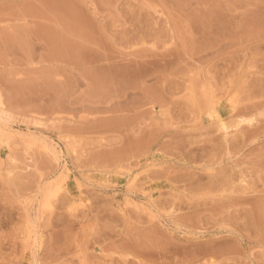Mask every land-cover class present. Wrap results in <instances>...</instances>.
<instances>
[{
  "label": "rangeland",
  "instance_id": "374dc122",
  "mask_svg": "<svg viewBox=\"0 0 264 264\" xmlns=\"http://www.w3.org/2000/svg\"><path fill=\"white\" fill-rule=\"evenodd\" d=\"M44 1L0 0V264H264V0Z\"/></svg>",
  "mask_w": 264,
  "mask_h": 264
},
{
  "label": "bare ground",
  "instance_id": "6f19581e",
  "mask_svg": "<svg viewBox=\"0 0 264 264\" xmlns=\"http://www.w3.org/2000/svg\"><path fill=\"white\" fill-rule=\"evenodd\" d=\"M31 3V2H30ZM32 3H34V1L32 2ZM36 4L35 5H32V7L30 6L29 7V10H28V14L30 13V14H32V13H34L35 14V16H38V17H42V18H45L47 21H45V22H47V25L50 27V26H52V24H54L55 26H56V24H59L60 23V18L59 17H57L56 16V14H55V9H54V6L52 5V4H50L49 2V4L48 3H46L44 0H36V2H35ZM38 7H41L42 8V10L43 11H41L40 13L39 12H37L36 13V10L38 9ZM57 7V6H56ZM58 8V7H57ZM91 8L94 10V12L96 13V6H91ZM40 9V8H39ZM24 10V9H23ZM25 11V10H24ZM38 11V10H37ZM40 11V10H39ZM26 13H27V10L25 11ZM70 12V11H69ZM57 14H58V12H56ZM64 13V12H63ZM67 13V12H66ZM72 15V14H71ZM65 18V17H64ZM66 19V18H65ZM66 20H68V19H66ZM65 22V21H64ZM52 23V24H51ZM62 23V22H61ZM71 23V22H70ZM80 23V22H79ZM51 24V25H50ZM53 25V26H54ZM61 25H63V24H61ZM67 25V24H66ZM72 25V24H71ZM70 25V26H71ZM81 25V24H80ZM85 25V24H84ZM69 26V27H70ZM88 26V25H87ZM72 27V26H71ZM79 27V26H78ZM81 27V26H80ZM54 28V27H53ZM58 28V27H57ZM65 28V27H64ZM43 29V28H42ZM54 29H56V28H54ZM84 29H87V28H84L83 27V30ZM92 29V28H91ZM41 30V29H40ZM44 30V29H43ZM48 30V29H47ZM53 30V29H52ZM88 30V29H87ZM93 30H95V29H93ZM93 30H91V31H93ZM80 31V30H79ZM48 32V31H47ZM64 32V31H63ZM66 32H67V30H66ZM81 32V31H80ZM68 33H70L69 31L67 32V34L66 35H68ZM88 33V36H89V34H92L91 32H87ZM94 33V32H93ZM75 34V33H74ZM82 34V33H81ZM42 35V34H41ZM40 35V36H41ZM64 35V34H63ZM71 35H72V33H71ZM93 35V34H92ZM92 35H90V36H92ZM95 36V35H94ZM48 37V36H47ZM38 38V37H37ZM80 38H82V37H80ZM89 38V37H88ZM45 39V38H44ZM66 39H67V37H66ZM71 39V38H70ZM96 39V38H95ZM72 40V39H71ZM70 40V41H71ZM69 41V40H68ZM82 41V40H81ZM78 42H79V40H78ZM97 42V41H96ZM64 44H66V43H64ZM69 44V43H68ZM82 44V43H81ZM62 45V44H61ZM85 45V44H84ZM66 46H67V44H66ZM94 47V46H93ZM92 47V48H93ZM62 48H63V46H62ZM67 48V47H66ZM90 48V47H89ZM91 48V49H92ZM68 49V48H67ZM76 50H77V48H76ZM63 51H64V48H63ZM79 51V50H78ZM95 52H97V53H99L100 54V56H104L105 57V55H104V53H102L101 52V50L99 49V47H95L94 48V53ZM104 52V51H103ZM53 53V52H52ZM60 53V52H59ZM69 54H70V52H69ZM67 55V54H66ZM72 55V54H71ZM78 55V54H77ZM111 56V55H110ZM110 58V57H109ZM138 60V59H137ZM134 62H135V60H134ZM111 63V62H110ZM110 65V64H109ZM94 83V82H93ZM91 86H92V84H91ZM241 120H245L244 118H242ZM250 121V120H249ZM222 125L224 126L225 125V123L224 122H222Z\"/></svg>",
  "mask_w": 264,
  "mask_h": 264
}]
</instances>
